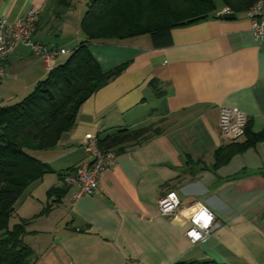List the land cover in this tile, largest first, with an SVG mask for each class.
Listing matches in <instances>:
<instances>
[{"label":"crops","instance_id":"crops-1","mask_svg":"<svg viewBox=\"0 0 264 264\" xmlns=\"http://www.w3.org/2000/svg\"><path fill=\"white\" fill-rule=\"evenodd\" d=\"M89 1L72 0L63 11L57 0H0V17L15 21L39 8L33 39L66 53L58 65L84 40L80 22ZM223 9L172 29L168 47H154L149 35L89 44L103 72L127 67L81 105L75 126L54 148L29 152L54 171L36 182L46 181L43 196L36 197L38 186L29 194L41 209L21 218L29 221L23 242L32 249L31 264H264V140L214 167L217 150L247 140L220 134L221 107L246 113L252 134L264 130V43L251 35L246 13L223 20L217 17ZM3 66L0 106L21 101L49 72L23 44ZM148 126L157 134L113 154L96 194L73 202L77 188L57 175L88 161L84 137ZM51 187L66 192L39 215L53 201L46 197ZM167 191L181 201L175 217L158 211ZM195 203L220 227L192 244L185 232Z\"/></svg>","mask_w":264,"mask_h":264},{"label":"trees","instance_id":"trees-1","mask_svg":"<svg viewBox=\"0 0 264 264\" xmlns=\"http://www.w3.org/2000/svg\"><path fill=\"white\" fill-rule=\"evenodd\" d=\"M72 0H57V9L67 10ZM262 0H220L221 7L236 15L248 12ZM218 10L215 0H90L80 22L84 36L62 64L50 70L21 101L0 106V264H31L32 249L24 244L28 220L9 227L14 204L33 183L54 171L34 158L30 151L54 148L76 123L81 105L94 93L119 76L127 67L121 64L103 72L93 57L89 44L93 41L123 40L149 35L156 48L172 44L170 31L208 19ZM221 18L220 15L217 16ZM153 127L116 129L104 137L96 136L103 153L122 154L128 145H139L151 134ZM242 144L230 145L215 153V166L231 156L264 140V130L249 132ZM70 168L63 176L73 172ZM66 190L51 187L47 200L53 201L39 213L43 215L52 204L61 202ZM174 264H218L213 260L176 262Z\"/></svg>","mask_w":264,"mask_h":264},{"label":"built area","instance_id":"built-area-1","mask_svg":"<svg viewBox=\"0 0 264 264\" xmlns=\"http://www.w3.org/2000/svg\"><path fill=\"white\" fill-rule=\"evenodd\" d=\"M231 12L224 8L219 14ZM41 10L32 7L15 21L0 17V82L5 78L3 63L18 44L28 46L32 53L37 55L45 68L50 71L57 65V58L66 54L57 49L49 48L42 42L34 41L33 35L39 22ZM246 16L250 22L251 35L264 43V4L257 2ZM248 116L236 107H221L219 109L218 130L225 138L237 141L245 135ZM83 149L88 156V161L77 166L73 172L63 176L66 185L74 186L77 192L72 201L83 196H94L98 188V181L104 171L108 170L115 161L111 153H103L97 144L96 136L86 135ZM181 206V201L175 191H167L157 202L160 215L175 217ZM188 229L185 237L192 244L207 239L220 225L216 222L213 213L201 203H195L188 219ZM142 264V263H136Z\"/></svg>","mask_w":264,"mask_h":264},{"label":"rangeland","instance_id":"rangeland-1","mask_svg":"<svg viewBox=\"0 0 264 264\" xmlns=\"http://www.w3.org/2000/svg\"><path fill=\"white\" fill-rule=\"evenodd\" d=\"M215 2L217 4V6H218V10H220L221 9V2H220V0H215ZM241 15H242V13L241 14H237L238 17L241 16ZM3 103H4V105L5 104L7 105V103L9 104L10 102L4 101ZM10 104H12V103H10ZM32 153L33 152H31L30 154H32ZM43 181H44L43 186H41V183L42 182H38V183L35 182V183L31 184L24 191V193L20 196V198L16 201V203L13 206L14 212H13V214H12V216L10 218V222H9V227L10 228L12 226H14L15 224L20 223V220H21L22 217L28 216L29 214L32 215L33 213H35V212H37V211H39L41 209L40 206H37L38 205V202L37 201H35V200H32L31 201L30 200L29 194H32L31 193L32 187L38 186V190L39 191L35 195H37L36 197H38V198H40V196H43L44 192H42L41 190L42 189L45 190V188H48L47 187L48 185L46 186V181L45 180H43ZM43 198H45V197H43ZM35 207H37V210L35 209Z\"/></svg>","mask_w":264,"mask_h":264},{"label":"water","instance_id":"water-1","mask_svg":"<svg viewBox=\"0 0 264 264\" xmlns=\"http://www.w3.org/2000/svg\"><path fill=\"white\" fill-rule=\"evenodd\" d=\"M220 16L223 20H234L236 18V14L234 12H224Z\"/></svg>","mask_w":264,"mask_h":264}]
</instances>
